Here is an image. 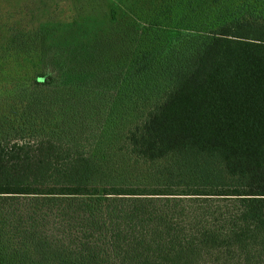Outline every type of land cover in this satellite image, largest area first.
I'll use <instances>...</instances> for the list:
<instances>
[{
    "label": "trees",
    "instance_id": "16d2710c",
    "mask_svg": "<svg viewBox=\"0 0 264 264\" xmlns=\"http://www.w3.org/2000/svg\"><path fill=\"white\" fill-rule=\"evenodd\" d=\"M176 1L133 19L110 101L40 69L0 100V264H264V0ZM1 20L6 49L37 25Z\"/></svg>",
    "mask_w": 264,
    "mask_h": 264
},
{
    "label": "rangeland",
    "instance_id": "374dc122",
    "mask_svg": "<svg viewBox=\"0 0 264 264\" xmlns=\"http://www.w3.org/2000/svg\"><path fill=\"white\" fill-rule=\"evenodd\" d=\"M42 3L43 7L51 8L49 14L47 10L37 11ZM71 3L80 16L79 27L52 31L57 13L53 6ZM166 3L175 14L178 10L176 0H0V7L5 10L0 17L2 16L1 21L5 24L13 22L15 26H19L21 22L30 24L37 21L35 30L27 38L14 39V46L6 49L9 41H0V100L9 93L16 97L38 69L62 74L59 79L64 77L70 83L81 81L93 85L95 89H109L101 91L104 99L94 98L97 103L113 98V91L118 85L114 88L113 86L123 64H126V54L137 40L133 19L141 17L137 20L141 27L159 4ZM111 8L115 9L114 20H110ZM103 13L108 15L103 17ZM64 15L67 16L68 13ZM88 18L91 21L87 24ZM1 27L4 26L0 24V32ZM53 32L57 33L56 38H52ZM23 53L29 57L27 61H23L22 66L15 59ZM81 88L85 90L84 85ZM86 99L88 98L81 99L85 107L80 104L78 108L84 115L96 118L106 114L104 104H88Z\"/></svg>",
    "mask_w": 264,
    "mask_h": 264
}]
</instances>
